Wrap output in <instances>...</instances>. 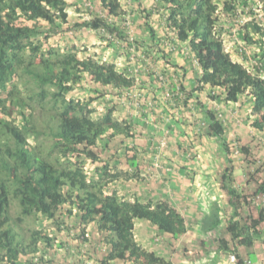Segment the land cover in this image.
<instances>
[{
    "label": "trees",
    "instance_id": "1",
    "mask_svg": "<svg viewBox=\"0 0 264 264\" xmlns=\"http://www.w3.org/2000/svg\"><path fill=\"white\" fill-rule=\"evenodd\" d=\"M134 1L126 10L120 0H0V264H53L49 251L60 249L64 241H54L43 228L46 222L65 231L80 247L90 242L94 227L99 241L109 245L99 260L102 264L116 260L171 264L137 243L134 220H147L174 240L186 232L185 216L165 200L142 202L108 188L114 180H140L137 154L155 144L136 140L149 135L161 139L164 132L142 122V116L118 119L112 99L129 109L149 101L165 110L167 119H159L169 131L167 136H172L168 145H175L180 154L197 155L192 139L206 136L216 143L217 155L224 160L218 185L231 211L223 220L218 201L206 204L200 219L206 235L202 246L215 245L225 255L234 252L237 263L244 264L240 247L254 250L256 241L264 243L260 227L264 205L256 201L264 194V179L259 168L237 178V157L244 165L254 159L240 137H227L213 107L215 100L236 103L246 98L249 127L264 134V15L257 16L264 14V0H221L220 5L215 0H154L148 8L141 0ZM93 4L101 14L91 10ZM69 6L91 16L69 19ZM240 12L247 19L235 24L246 54L250 45L259 51L250 53L255 61L252 69L232 59L218 27L221 16L236 20ZM84 29L96 31L107 45L118 42L127 55L130 47L137 59L143 54L146 60L137 67L143 76L139 79L112 62L80 56L73 43L58 45L68 32L77 37ZM175 54L182 55L184 64L172 61ZM158 70L163 74L159 81ZM186 72L193 78L191 86L183 81ZM77 88L88 97L77 96ZM157 89H161L158 96ZM93 101L103 104L102 113L96 114ZM200 107L204 129L197 118L189 131L183 128L184 121L174 119L178 111L181 115ZM210 151L213 156L214 149ZM194 154L187 162L195 160ZM122 161L130 170L118 168ZM240 178L246 181L245 189L236 187ZM12 204L16 214L10 211ZM29 218L42 224L26 228Z\"/></svg>",
    "mask_w": 264,
    "mask_h": 264
},
{
    "label": "crops",
    "instance_id": "2",
    "mask_svg": "<svg viewBox=\"0 0 264 264\" xmlns=\"http://www.w3.org/2000/svg\"><path fill=\"white\" fill-rule=\"evenodd\" d=\"M141 1L143 6L147 8L154 2V0ZM120 2L122 7L126 10L131 9L135 3L134 0H120ZM215 2L219 5L221 4V0H215ZM90 8L91 10L96 9V14H101L95 4L90 6ZM67 13L69 19L74 18L75 15V18H78L79 21L87 19L91 16V14L83 13V10L77 11L73 6H69L67 8ZM261 15L263 16L264 14ZM239 18L247 19L246 14L241 12L238 14L237 19ZM237 19L231 20L225 16H221L218 21V27L222 37L224 38V46L227 48L226 50L230 53L232 59L245 66L251 67V61L253 58L250 53H259L258 47L254 45L247 46L246 48L249 50L248 55H241L236 52L235 47L241 40V29H239V25H236L238 23ZM83 31L88 33L87 37ZM83 31L78 32V34H76L77 37H74L73 34H65L63 38H60V40L57 41L58 45L61 48H64L65 46L73 43L80 49V56L90 55L99 61L112 62L116 65L118 70L128 71L136 78H141L143 76L144 73L140 71L138 72L137 67L140 66L146 59L143 57V54H140L142 57L141 60L137 59L138 55H136L134 47H130V49L128 48L129 55H127L125 52L127 50H125V48H123L118 42L117 44L112 43L107 45L105 41H101L98 38V33H96V31L85 29ZM233 40H235V42ZM165 47L167 48L168 46ZM178 47L184 48V44L179 43ZM172 61L177 64H184L181 54H175ZM146 62H148V60ZM188 71L190 72L191 70L189 69ZM184 75H186V78L183 80L184 83L188 86L193 85L192 76L187 72ZM156 76L157 81H159L163 74L158 70V74ZM158 90L159 89L156 90V96H158L161 91V89L160 91ZM164 90L165 93H163V98H165V95L168 93L167 88H164ZM76 93L77 96L88 97L87 92H84L83 89L77 88ZM112 100L116 102L113 114L118 119L129 118V116H142V122L152 125L156 130L162 129L164 133H162L163 135L161 139H153L149 135L151 133L147 131L149 137L147 136L146 138H139L136 140L141 145H146L150 142H153V145L155 144L154 148L149 147L151 144L147 145L144 152L137 154L138 160L140 161L139 167L142 169L140 173V180L135 179L134 177L127 180L124 179L123 181L114 180L112 183L110 182L108 184V188H116L119 194L124 197L129 199L137 198L142 202L150 201L151 203H154L158 200H165L185 216L187 225L186 232L173 240L168 234L160 231L149 221L136 219L134 220L133 228L135 240L144 249L156 252L165 260L170 261L171 264H185L186 261H189L192 255L201 258L202 262L200 261V263H203L204 260L212 253V249L208 247V243L203 246L201 245L202 240H206V235L200 229V219L203 211L207 209L206 204H208V202L211 204L212 200L218 201L220 204V215L223 220L228 217V214L231 211V208L227 204V195L219 188L218 185L221 166H224L222 156H217V159L214 156L213 160L211 153H206L205 155V153L201 151L202 149H200L199 144L202 143L203 139H192V142L195 145V151H198L197 155H195L194 152L180 154L175 150V145H172V148L168 145L172 136H167L169 135V131L167 129H163L164 124L159 119L162 118L163 121L167 119L165 110L161 111V109H158L156 104L154 105L153 102L149 101L145 106L142 104V101H139L135 106L133 105L129 109V106L122 105L124 103L120 100ZM97 102L93 101L91 106L99 108L96 114L102 113L104 111L103 104L99 101ZM208 102L209 101L206 100L204 103L208 104ZM109 104L108 106H111ZM213 107L219 111L218 113L223 121L225 129H227L226 131L230 133L229 136H232L233 139L235 136H237V138L240 137V140H242L250 149L251 156L254 159V164L252 165L262 163L264 166V134L249 127L250 102L244 97H240L236 103H224L222 101L215 100L213 101ZM188 108H190V106ZM178 109L183 111V109ZM200 109L201 107L196 108L195 110L186 109L187 112L184 111L181 115H179V111L175 109L178 112L174 114V119L184 121L183 128L186 131H189L192 127L190 122H196L197 118L199 120H197L196 123L201 125V129H204L203 126L205 125V122L201 120L202 112ZM173 121L174 120H171V122ZM188 134H190V132ZM189 138L191 137L189 136ZM209 140L212 139L209 138L208 142ZM172 141L175 140L172 139ZM256 144H260L258 149L255 147ZM193 154L195 156V160L187 162L189 158L191 159L190 156L193 157ZM237 160L240 162L236 164V167L237 169H240L241 172L237 171L235 172V175L237 178L240 176L243 179L244 176L247 175L244 174L245 172H243V170H249V168H246V164L244 165L245 162L241 159L240 155L237 157ZM214 161L216 163L218 162L216 168L212 166L214 165L213 163H210ZM90 167L93 166L91 165ZM118 168H123L125 170L128 166L122 161ZM259 171V175H261L262 179H264V175L262 174L263 170ZM241 178L240 180H237L236 187L239 189H245L247 186L245 183L246 181L241 180ZM239 181L244 183L239 184ZM200 196L202 197L200 198ZM259 199H264V194H259L256 201ZM262 205H264V203H262ZM260 227L264 228V222L260 225ZM56 231H58L57 233H59V235L63 233L65 234V231L63 230H55L54 233ZM92 231H94V233H92L93 237H91L93 240L90 239V242L83 244L82 247L79 246L77 240L67 235L66 237L70 240H74L73 242L77 243L78 246L74 245L72 249L66 247L68 250L67 253L62 252V249L50 250V254H52V257L54 258L53 264L55 263V260L60 261L58 264H102L99 260L108 252L109 245H105L99 241L94 227L91 229V232ZM213 249L216 250V246ZM240 252L244 264H254L255 262L262 264V260H264V243H262L261 240H258L254 243V250L253 248L249 249L240 247ZM249 252H253V255L249 254ZM213 255L216 258L212 261L213 264H220L219 261L222 263L225 258V253L221 251H215V254ZM253 256L255 258L252 260ZM113 264L130 263H124L123 261L116 260Z\"/></svg>",
    "mask_w": 264,
    "mask_h": 264
},
{
    "label": "rangeland",
    "instance_id": "3",
    "mask_svg": "<svg viewBox=\"0 0 264 264\" xmlns=\"http://www.w3.org/2000/svg\"><path fill=\"white\" fill-rule=\"evenodd\" d=\"M240 14V13H239ZM74 17H75V15H74ZM68 34H70L69 32L67 33V35ZM86 38V37H85ZM240 38V37H239ZM239 38H237V39H239ZM234 42H235V40H233ZM237 43V42H236ZM92 105V104H91ZM95 108V107H94ZM96 109V111L99 109L98 107H96L95 108ZM14 120L16 121L17 120V117H15L14 118ZM17 122V121H16ZM231 132V131H230ZM241 132H243V131H241ZM227 133H228V136H229V132L227 131ZM230 138H233L232 136H229ZM207 141V142H206ZM200 144V149H202L201 151L203 152V153H205V155H206V153H210L211 151H210V149H214V151H213V156L212 157H214L215 156V158L217 159V152H216V150H215V145H216V143H214V141L213 140H209V142H208V138L206 137V136H204L203 137V140H202V143H199ZM254 152V151H253ZM216 154V155H215ZM234 155H237V153H236V151L235 150H233V153H232V156H234ZM235 157V156H234ZM211 164L213 163V162H210ZM218 163V162H217ZM217 163L216 164H214V165H212V166H214L215 168L217 167ZM251 164H254L253 163V161L251 162V163H246V166H250V168H249V170H243V172H245V171H248V172H250V173H252L253 171H255L256 169H260V170H263V172H262V174L264 175V166L262 165V163H257L256 165H251ZM88 167H90V166H88ZM87 167V168H88ZM214 168V169H215ZM237 171H240L241 172V170L240 169H237V167L234 169V173L235 172H237ZM259 176H261V175H259ZM260 179H262L261 177H260ZM240 182V181H239ZM239 184H243L242 182H240ZM257 201H259V203L260 204H262V203H264V199H259V200H257ZM208 204H209V202H208ZM18 209H17V206H15L14 204H12L11 205V209H10V211L12 212V214H16V211H17ZM26 222H24V224L26 225V228L27 227H37L38 225L40 226L42 223L41 222H34V220H32L31 218H29V219H26L25 220ZM43 228L45 229V230H47L48 232H49V234L52 236V238L53 237H55V240L54 241H59V242H61V239H62V241H64V242H62V243H64V245H63V247H61L60 249H62L63 251L62 252H64V253H67L68 252V250L66 249V247L67 248H70V249H72L73 248V246L74 245H77V243H75V242H73L74 240H70L68 237H66L67 235L66 234H61V235H59V233H57L58 231H56L55 233H54V231L56 230V227L54 226V225H52V224H50L49 222H46V223H44L43 224ZM262 228V227H261ZM73 242V243H72ZM54 243V242H53ZM263 243V242H262ZM68 245V246H67ZM213 246L214 245H209L208 247L209 248H211L212 249V253L210 254V256L209 257H207L205 260H204V262L203 263H200V261L202 262V260H201V258H198V256H194V255H192L191 256V258L189 259V261L187 262L186 261V263L185 264H213L212 263V261L214 260V259H216L215 258V256L213 255V254H215V251L216 250H214L213 249ZM69 249V250H70ZM211 249H209V250H211ZM50 252V251H49ZM49 252L48 253H46V256L47 257H49ZM217 252V251H216ZM80 255V254H79ZM196 257V258H195ZM218 260V259H217ZM216 260V261H217ZM224 261V260H223ZM223 261H222V263H223ZM60 261L59 260H55V263L54 264H58ZM220 262V264H222L221 263V261H219ZM254 264H260V263H258V262H255Z\"/></svg>",
    "mask_w": 264,
    "mask_h": 264
},
{
    "label": "built area",
    "instance_id": "4",
    "mask_svg": "<svg viewBox=\"0 0 264 264\" xmlns=\"http://www.w3.org/2000/svg\"><path fill=\"white\" fill-rule=\"evenodd\" d=\"M257 16L258 17L261 16V12H258ZM237 20H238V23L240 25L243 24L246 21V19H244V18H239ZM235 48L237 50V53H239L241 55L246 54L245 45L243 44V42L241 40L238 42V45ZM225 49H227V48L225 47ZM192 63L194 65H196V63H197L194 58H192ZM253 64H255L254 59L251 61V67H249V66H246V67L249 68V69H252L253 68ZM237 262H238V260H237L236 254L234 252H230V253L226 254L225 259H224L222 264H238ZM262 264H264V263H262Z\"/></svg>",
    "mask_w": 264,
    "mask_h": 264
},
{
    "label": "clouds",
    "instance_id": "5",
    "mask_svg": "<svg viewBox=\"0 0 264 264\" xmlns=\"http://www.w3.org/2000/svg\"><path fill=\"white\" fill-rule=\"evenodd\" d=\"M245 66V65H244ZM226 256V255H225ZM225 259V258H224Z\"/></svg>",
    "mask_w": 264,
    "mask_h": 264
}]
</instances>
